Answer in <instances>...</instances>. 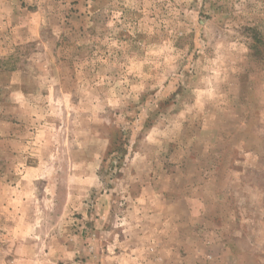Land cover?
<instances>
[{
	"label": "rangeland",
	"instance_id": "1",
	"mask_svg": "<svg viewBox=\"0 0 264 264\" xmlns=\"http://www.w3.org/2000/svg\"><path fill=\"white\" fill-rule=\"evenodd\" d=\"M0 264H264V0H0Z\"/></svg>",
	"mask_w": 264,
	"mask_h": 264
}]
</instances>
